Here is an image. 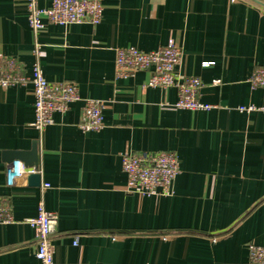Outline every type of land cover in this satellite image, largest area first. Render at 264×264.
<instances>
[{
  "label": "crops",
  "instance_id": "1",
  "mask_svg": "<svg viewBox=\"0 0 264 264\" xmlns=\"http://www.w3.org/2000/svg\"><path fill=\"white\" fill-rule=\"evenodd\" d=\"M102 1L96 26L34 32L26 0H0L2 65L14 60L30 78L38 63L50 83H72L81 97L40 132L33 86L0 88V203L14 219L0 224V264H40L24 221L41 204L59 216L55 264H251L249 245L264 247V89L248 81L264 67V0ZM169 41L183 50L179 72L203 82L199 100L212 109L176 108L175 88L147 87L150 71L116 77L117 49L149 53ZM88 99L105 103L101 131L78 127ZM34 145L38 171L8 162ZM129 151L175 154L174 195L128 193ZM35 170L37 187L27 179Z\"/></svg>",
  "mask_w": 264,
  "mask_h": 264
},
{
  "label": "built area",
  "instance_id": "2",
  "mask_svg": "<svg viewBox=\"0 0 264 264\" xmlns=\"http://www.w3.org/2000/svg\"><path fill=\"white\" fill-rule=\"evenodd\" d=\"M39 0H26L28 22L34 32L42 30L47 23L54 25H74L89 23L94 26L101 23L104 5L102 0H52L51 6L41 8ZM39 54V46L34 55ZM183 61V50L173 41L153 52H142L135 47L116 50L115 72L117 78H127L138 71H150L147 87L177 90L178 99L175 107L186 110L208 111L212 105L199 100L203 82L179 72ZM213 63H204L210 66ZM255 89H264V67L257 68L248 80ZM33 86L35 98V121L33 127L42 132L54 124L55 113H65L69 107L81 100L79 90L72 83H50L38 63L33 66L30 78L14 60H8L2 65L0 61V88L15 85ZM220 85L221 81H214ZM105 103L101 100L88 99L78 125L83 133L98 132L104 127ZM254 107H239L241 112H251ZM180 160L172 153H133L122 155V171L127 177V192L145 197L174 195L173 185L180 174ZM11 180L14 174L10 171ZM49 187L46 185V188ZM11 206L0 203V224L12 223ZM59 216L49 212L41 204L34 218L24 221L32 227L36 235V258L40 264H55L53 235L57 230ZM76 244V241H75ZM251 264H264V247L250 244Z\"/></svg>",
  "mask_w": 264,
  "mask_h": 264
},
{
  "label": "water",
  "instance_id": "3",
  "mask_svg": "<svg viewBox=\"0 0 264 264\" xmlns=\"http://www.w3.org/2000/svg\"><path fill=\"white\" fill-rule=\"evenodd\" d=\"M39 151L37 145H34L33 150L29 153L27 152H14L7 154L8 162L13 163L14 161L20 160L23 161L27 168H35L37 171L39 169ZM29 174L27 176L28 182L30 185L37 187L41 184V177L39 173Z\"/></svg>",
  "mask_w": 264,
  "mask_h": 264
}]
</instances>
